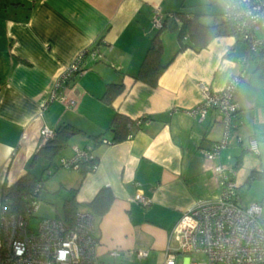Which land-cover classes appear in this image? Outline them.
I'll return each instance as SVG.
<instances>
[{"label":"crops","instance_id":"0c3cea01","mask_svg":"<svg viewBox=\"0 0 264 264\" xmlns=\"http://www.w3.org/2000/svg\"><path fill=\"white\" fill-rule=\"evenodd\" d=\"M214 2L4 0L2 4L1 0L0 197L3 186L28 170L29 160L41 146L40 130L70 125L80 132L60 152L61 159L72 158L74 148H91L98 166L85 175L66 168L59 172L63 199L53 218L61 217L66 199L74 196L80 204L89 203L99 190L108 188L112 200L106 213H91L101 264L149 259L164 264L166 249L178 247L175 227L183 212L220 197L215 165L234 170L241 203L249 204L242 201V184L249 183L251 171L264 173V69L260 67L264 57L251 53L236 36L217 37L200 51L186 48L175 55L178 22L174 29L173 23L163 29L153 23L154 10L163 17L176 12L200 15L204 23L209 15L205 9L210 12ZM157 32L162 62H171L152 87L133 76ZM93 48L100 56L86 55L84 73L73 77L64 90L76 99V107L66 110L59 101L48 103L57 76L79 52ZM239 73L242 81L235 93L239 109L230 142L216 160H208L201 150L222 138L221 117L210 109L199 122L188 111L202 100L201 83L218 91ZM107 84L124 86L111 104L102 99ZM116 113L145 121L132 126L131 138L103 143V139L112 141L110 125ZM249 139L257 141V154L248 149ZM137 193L150 204L131 201ZM79 209L90 212L85 206ZM140 249L148 251L144 259L136 255ZM111 250L119 255H109Z\"/></svg>","mask_w":264,"mask_h":264},{"label":"built area","instance_id":"2783aa9c","mask_svg":"<svg viewBox=\"0 0 264 264\" xmlns=\"http://www.w3.org/2000/svg\"><path fill=\"white\" fill-rule=\"evenodd\" d=\"M34 3L35 0H29ZM224 19L235 23V30L247 43L253 54H264V36L257 35L264 28V0H237L227 3ZM163 16L154 10L153 23L161 28ZM86 55L99 57L96 48L79 52L74 60L57 76L48 103L59 101L66 110L76 107V99L64 92L68 82L84 73L82 67ZM242 81V74L232 75L224 88L211 90L200 84L202 100L188 111L200 122L208 110L215 109L224 125L222 138L209 149H202L208 160H216L230 142L233 120L238 111L235 93ZM140 122H137L139 124ZM41 145L53 138L54 131L47 127L40 130ZM129 135L128 138H131ZM240 141L239 138H237ZM103 143H109L102 140ZM248 149L258 153L257 141L248 140ZM92 158L84 149L74 148L70 159L62 158L59 164L66 169L78 170L79 163ZM98 163H93L96 170ZM213 173L220 187V197L204 201L183 212L175 231L178 233V247L167 248L164 264H176V256L183 254L188 264H264V206L258 202L243 205L232 168L215 165ZM41 184H37L30 195L23 197V212H13L9 200L2 197L0 205V264H101L97 254V239L94 237L93 215L87 210H78L71 225L58 218H39L36 229L29 227L31 218H36L39 200L36 197ZM131 201L148 206L150 200L137 193ZM109 255L118 256L117 250ZM139 259L148 255L147 250H138ZM204 259L197 261L194 256Z\"/></svg>","mask_w":264,"mask_h":264},{"label":"trees","instance_id":"16d2710c","mask_svg":"<svg viewBox=\"0 0 264 264\" xmlns=\"http://www.w3.org/2000/svg\"><path fill=\"white\" fill-rule=\"evenodd\" d=\"M217 1V0H215ZM237 0H225V5L227 3L235 2ZM1 4V0H0ZM224 10L221 13V20L213 24H204L199 18L200 15H194L192 17L188 16L183 12H176L170 16L163 17L162 28L168 27L169 19H175L178 24L177 40L179 47L176 53L183 51L186 48L194 49L195 51H200L207 47V45L217 37L223 36H236L240 41H243L235 30V23L224 19ZM258 35V34H257ZM247 44V43H246ZM249 49V48H248ZM162 52L163 45L160 37V32H157L155 36L152 37L143 61L137 71L133 76L134 81H141L152 87L157 85V80L159 76L163 73L166 67L169 65L171 60L166 63L162 62ZM264 57V54H256ZM122 84H107L102 99L105 103L111 104L123 91ZM145 121V118L140 117L135 120H130V118L116 113L112 119L110 129L113 133L112 141H108L110 144L123 141L128 138L129 135H133L132 126L135 124L139 126ZM137 122H140L137 124ZM54 131L53 138L47 140L43 143L36 154L29 160L28 170L24 175H22L16 182L9 186H3L1 197H5L9 200L11 204V210L13 212L21 213L25 209V201L23 197L25 195H30L37 184H41L42 187V175L37 176L30 167H33L38 159L42 160L44 163H48L47 166L42 170V173L51 175L50 167L53 165L54 156L66 149L69 140L77 133L80 132L77 128L70 125H60ZM88 152L92 158L84 159L79 163L78 172L85 175L88 172H93V163L97 162V157L92 153L91 148H83ZM60 167H62L59 164ZM58 167H56L57 169ZM264 178V173L261 171L253 170L250 172L247 181L250 182L255 179ZM40 187V189H41ZM39 189V191H40ZM39 191L36 197L39 200ZM75 193V192H74ZM112 200V194L110 190L106 187L98 191L95 197L89 203H78L75 197L66 199L62 205V215L58 219L62 220L64 223L71 225L74 221L75 214L79 208L82 206L87 207L90 213L101 216L106 213L108 207Z\"/></svg>","mask_w":264,"mask_h":264},{"label":"rangeland","instance_id":"374dc122","mask_svg":"<svg viewBox=\"0 0 264 264\" xmlns=\"http://www.w3.org/2000/svg\"><path fill=\"white\" fill-rule=\"evenodd\" d=\"M4 0H2L3 4ZM211 10L208 12L206 9V13L209 14L208 19L204 21V23H212L215 21L221 20V13L223 12V9L225 7V0H217L210 6ZM257 34L259 36H264V28H261L258 30ZM261 70L264 69V64L261 63L260 65ZM255 64L251 67V72L254 70ZM253 74V73H252ZM63 154L60 152L57 153L53 158V165L54 167H50V171L52 172L51 175H47L46 173H42V170L45 168V166L48 165V163H44L42 160L38 159L37 162H35L33 167H30V169L37 175H42V188H41V198L39 199V210L36 212V215H40L41 217H48L53 218L55 216V213H59L61 202L63 199V191L58 189V178L59 172L64 171L65 169L63 167L59 166V162ZM29 167V166H28ZM56 167H58L56 169ZM241 198L243 203H253L258 202L264 206V178L261 179H255L250 181L249 183H243L241 187ZM2 197H0V205L2 204ZM56 210V211H55ZM39 218H31L29 227L32 229H36L37 222ZM185 255L178 254L176 256V264H186ZM196 260L199 262L202 259H204L203 256L196 255L194 256ZM138 264H157V261L155 259H149V261L146 262H138Z\"/></svg>","mask_w":264,"mask_h":264},{"label":"water","instance_id":"95a60500","mask_svg":"<svg viewBox=\"0 0 264 264\" xmlns=\"http://www.w3.org/2000/svg\"><path fill=\"white\" fill-rule=\"evenodd\" d=\"M172 23H173V25H171V28L174 29L175 25L177 24V21L175 19L171 18V19H169L168 24L170 25ZM177 26L179 27V24H177Z\"/></svg>","mask_w":264,"mask_h":264}]
</instances>
